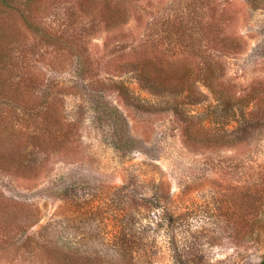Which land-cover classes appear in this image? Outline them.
I'll return each mask as SVG.
<instances>
[{"label": "rangeland", "instance_id": "rangeland-1", "mask_svg": "<svg viewBox=\"0 0 264 264\" xmlns=\"http://www.w3.org/2000/svg\"><path fill=\"white\" fill-rule=\"evenodd\" d=\"M23 12H0V264L264 260V0Z\"/></svg>", "mask_w": 264, "mask_h": 264}, {"label": "trees", "instance_id": "trees-1", "mask_svg": "<svg viewBox=\"0 0 264 264\" xmlns=\"http://www.w3.org/2000/svg\"><path fill=\"white\" fill-rule=\"evenodd\" d=\"M32 3H33V0H0V12L6 11V10L19 12L23 17V21L25 22V24L30 25L32 22H30V20L28 19V16L26 15L25 12H23V10L25 9L28 10V8L32 5ZM2 36L3 35L0 33V42L2 41ZM70 253L72 254V257L74 258H81V259L92 258V255L88 254L86 251L76 252V253L70 252ZM259 264H264V260H262Z\"/></svg>", "mask_w": 264, "mask_h": 264}]
</instances>
